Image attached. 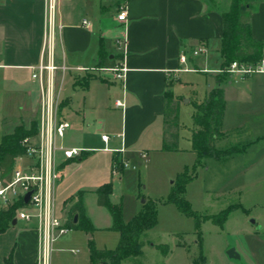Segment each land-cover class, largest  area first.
Listing matches in <instances>:
<instances>
[{
	"label": "crops",
	"instance_id": "0c3cea01",
	"mask_svg": "<svg viewBox=\"0 0 264 264\" xmlns=\"http://www.w3.org/2000/svg\"><path fill=\"white\" fill-rule=\"evenodd\" d=\"M58 1L57 19L63 28L57 41V62L89 71L58 74L61 112L71 123L63 143L84 149L85 155L79 160H61L55 187V214L66 224L70 205L66 207L65 202L82 193L93 232L113 231L119 235L120 242V233L112 229L110 212L99 206L97 199V208L91 209L89 199L98 197L97 190L112 182L110 200L118 204L113 198L122 189L127 171L131 166L137 170L143 162L148 163L153 149L163 147L167 128L166 93L172 92L173 105L179 106L180 111L184 96L172 88L176 83L182 84L183 75L208 76L204 97L199 100L193 93L196 103L203 102L218 87L220 74L216 71L223 63L224 14L230 10L232 0ZM122 6L128 9L126 22L118 20ZM83 20H88L90 26H84ZM250 25L253 38L264 42V1L255 6ZM45 26L46 0H0V102L6 106L0 124L10 123L6 125L9 133L3 136L12 134L18 121H23L20 125H28L40 120L41 92L32 74L33 67L42 59ZM118 40L122 41L121 45ZM200 45H204L207 52L193 56L191 52ZM101 47L109 57L108 63L128 69L124 81L115 79L111 72L101 71L110 68L102 64ZM182 52L188 53V67L197 71H177L182 67ZM93 69L96 70L92 72ZM90 76L93 78L87 81ZM69 77L71 88L66 91ZM77 79L79 86L74 85ZM220 86L226 104L223 135L216 141V148L235 152L219 160L205 159L204 166L220 168L226 175V183L235 180L233 187L239 196L238 203L229 208L242 210L256 221L252 223L255 229L248 232L257 239V248H251L250 261L245 264H264V206L256 204L250 208L243 203L246 186L255 187L258 180L264 179V74L246 78L230 75ZM117 100L124 102V107H117ZM194 128L189 130V149L197 156L192 144ZM102 135H108V141L102 140ZM115 159L129 166L119 172L114 168ZM30 163L25 159L24 165ZM62 163H65L63 167ZM243 177L256 182L242 185ZM250 193L258 195V191ZM144 203L137 212L142 211ZM103 209L107 214L101 212ZM139 213L127 218L123 208L124 222L128 223ZM89 234L85 230L70 229L59 238L64 239L60 245L85 241L87 261L91 264L89 244L93 239ZM38 247L37 225L17 220L0 234V264H5L11 255L15 264H36ZM237 253L240 259L227 256L243 260V254ZM139 256L127 258L122 264Z\"/></svg>",
	"mask_w": 264,
	"mask_h": 264
},
{
	"label": "rangeland",
	"instance_id": "374dc122",
	"mask_svg": "<svg viewBox=\"0 0 264 264\" xmlns=\"http://www.w3.org/2000/svg\"><path fill=\"white\" fill-rule=\"evenodd\" d=\"M182 77V84L176 83L172 88L174 92L184 96L179 111L181 139L177 148L171 151L164 150L162 146L154 148L148 163L143 162L137 170L131 166L123 179L122 189L118 190L113 198L118 204H123L127 218L139 213L137 211H140L143 201L158 203L157 226L143 235L142 254L126 264H245V261H250L248 255L252 251L251 248L255 249L257 242L248 232L255 229L252 225L254 218L245 215L242 210H233L225 224L218 225L214 222V218L238 203L239 196L235 194L233 187L235 180L226 183V175L220 168H209L210 164L206 167L204 164L196 167L197 156L189 149V130L195 127V98L200 100L204 97L208 76L187 74ZM70 88L69 77L66 91ZM193 93H196V97ZM5 112L6 106L0 102V118ZM21 123L23 121L16 122V127H25L28 130L38 127L34 122H28V125H20ZM6 125L0 124V142L2 136L9 133ZM186 172L192 181L187 185L184 198L198 216L211 217L210 220L202 222L199 229L194 217L186 216L174 203H168L177 176ZM249 181L256 182L251 178L241 179L242 185ZM258 181L257 186H246L247 189H244L243 203L250 208L256 204L264 206V179ZM251 191H258V195L250 193ZM96 199L98 203V197L89 199L91 209L97 208ZM101 212L107 214L108 211L103 209ZM89 235L97 248L114 250L119 245V235L113 231L99 230ZM61 240L64 239H58L52 245L50 264H88V248L85 241H74L61 246ZM259 245L261 246L260 243ZM232 248L240 251L244 259H230L227 255ZM166 254L168 256L165 257Z\"/></svg>",
	"mask_w": 264,
	"mask_h": 264
},
{
	"label": "trees",
	"instance_id": "16d2710c",
	"mask_svg": "<svg viewBox=\"0 0 264 264\" xmlns=\"http://www.w3.org/2000/svg\"><path fill=\"white\" fill-rule=\"evenodd\" d=\"M264 0H232L229 11L224 14V40L221 49L223 59L222 68L226 69L234 61L256 62L264 56V42L253 38L250 19L255 6ZM108 56L103 47L100 49V59L106 67L114 68V63H108ZM229 74L224 72L217 76L218 87L214 88L201 103L194 104V125L192 130L193 150L197 155L196 167L203 165L204 160L213 158L219 160L235 152L234 149L225 152L216 148V141L223 135V117L225 111L224 90L221 84L229 79ZM93 77L90 76L88 80ZM88 83V82H87ZM75 86L80 85L77 79ZM167 108L165 114L166 131L163 136V149L175 150L180 138L179 106H174L172 92L166 93ZM63 107V106H62ZM39 127L38 122H34ZM38 127L28 130L25 127H16L12 134L3 136L0 142V179L10 180L15 166V160L25 155V148L21 142L24 138L38 132ZM70 161V160H68ZM72 161V160H71ZM65 163H62V167ZM115 169L123 172L124 163L115 159ZM188 170V169H187ZM192 181L188 173H180L174 182V188L168 203H174L178 209L188 217L196 219L199 229L201 223L210 220L211 217L201 218L192 210L191 204L184 198L187 185ZM113 193L112 182L106 183L97 190L98 205L105 207L113 218L112 229L120 233V242L116 249H99L93 240L89 244L91 264H122L130 257L142 254V235L154 229L158 224V203L145 201L142 211L133 217L128 223L123 220V204H114L110 200ZM70 205L66 226L70 229H81L93 232L94 228L86 217L82 193L69 198L65 206ZM20 203L9 206L0 211V234L11 227L15 221V212ZM232 211L231 208L214 218V222L223 225ZM77 217V222L75 221ZM5 264H15L13 255L6 259Z\"/></svg>",
	"mask_w": 264,
	"mask_h": 264
},
{
	"label": "built area",
	"instance_id": "2783aa9c",
	"mask_svg": "<svg viewBox=\"0 0 264 264\" xmlns=\"http://www.w3.org/2000/svg\"><path fill=\"white\" fill-rule=\"evenodd\" d=\"M58 3V0H46L42 59L38 66L33 67L32 79L38 82L41 92L39 129L36 134L22 140L25 155L16 158L11 179H0V211L20 203L15 212V220L37 225L39 247L36 264H50L53 243L70 232V228L55 214V187L61 160H79L85 155L84 149L67 147L63 143L71 123L63 117L61 112L58 74L89 70L71 68L57 62V41L63 28L57 19ZM118 20L120 22L128 20L126 6L120 8ZM83 25L88 27L90 22L83 20ZM118 44L121 45L122 41L118 40ZM206 52V47L200 45L191 53L193 56H199ZM188 58V53L182 52L180 55L182 67L177 70L178 72L197 71L188 67ZM95 70L93 69L92 72ZM101 71L111 72L115 79L124 81L128 69L125 66H117L102 68ZM216 72L218 74L226 72L240 78L264 74V56L256 62L234 61L226 69L221 68ZM115 104L117 107H124V102L121 100H117ZM108 139V135H102V140L108 141ZM25 159L31 161L27 166L24 165ZM128 166L124 163V167ZM29 192L32 194L26 203L25 196Z\"/></svg>",
	"mask_w": 264,
	"mask_h": 264
},
{
	"label": "water",
	"instance_id": "95a60500",
	"mask_svg": "<svg viewBox=\"0 0 264 264\" xmlns=\"http://www.w3.org/2000/svg\"><path fill=\"white\" fill-rule=\"evenodd\" d=\"M32 192H29L26 196H25V202L27 203L30 199V196H31ZM77 217H76V222H77ZM17 223V220H15L13 222V225H15ZM252 223L255 224L256 221L255 220H252ZM228 256L232 259H240V255L236 252V249L232 248L228 251Z\"/></svg>",
	"mask_w": 264,
	"mask_h": 264
}]
</instances>
